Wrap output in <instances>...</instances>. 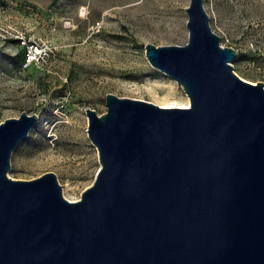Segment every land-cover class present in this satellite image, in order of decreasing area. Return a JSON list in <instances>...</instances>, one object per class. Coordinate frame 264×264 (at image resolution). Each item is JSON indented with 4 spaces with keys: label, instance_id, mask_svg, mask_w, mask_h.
Segmentation results:
<instances>
[{
    "label": "water",
    "instance_id": "obj_1",
    "mask_svg": "<svg viewBox=\"0 0 264 264\" xmlns=\"http://www.w3.org/2000/svg\"><path fill=\"white\" fill-rule=\"evenodd\" d=\"M185 12L184 44L144 48L189 105L86 107L99 168L79 199L53 172L10 178L38 116L0 122V264H264V82L236 74L203 0Z\"/></svg>",
    "mask_w": 264,
    "mask_h": 264
},
{
    "label": "rangeland",
    "instance_id": "obj_2",
    "mask_svg": "<svg viewBox=\"0 0 264 264\" xmlns=\"http://www.w3.org/2000/svg\"><path fill=\"white\" fill-rule=\"evenodd\" d=\"M189 0H0V25L25 32L43 58L26 65V46L0 41V122L22 111L38 116L14 148L8 176L30 180L53 172L77 200L99 168L85 108L105 112L112 93L154 104L183 88L154 68L144 45L184 44ZM86 6V18L78 15ZM220 43L236 51L240 77L264 82V0H203Z\"/></svg>",
    "mask_w": 264,
    "mask_h": 264
},
{
    "label": "built area",
    "instance_id": "obj_3",
    "mask_svg": "<svg viewBox=\"0 0 264 264\" xmlns=\"http://www.w3.org/2000/svg\"><path fill=\"white\" fill-rule=\"evenodd\" d=\"M12 41L15 40L20 46H26L24 54V63L26 65L36 63L39 59L43 58V47L35 41H30L24 31L20 29H14L10 26L0 25V41ZM222 46H224L222 44Z\"/></svg>",
    "mask_w": 264,
    "mask_h": 264
},
{
    "label": "bare ground",
    "instance_id": "obj_4",
    "mask_svg": "<svg viewBox=\"0 0 264 264\" xmlns=\"http://www.w3.org/2000/svg\"><path fill=\"white\" fill-rule=\"evenodd\" d=\"M158 105L162 107H186L189 105V99L187 96L185 99H176L174 98V93L169 90L161 98V102Z\"/></svg>",
    "mask_w": 264,
    "mask_h": 264
},
{
    "label": "clouds",
    "instance_id": "obj_5",
    "mask_svg": "<svg viewBox=\"0 0 264 264\" xmlns=\"http://www.w3.org/2000/svg\"><path fill=\"white\" fill-rule=\"evenodd\" d=\"M78 15L80 16L81 19L86 18L87 11H86V6L85 5H80L79 6Z\"/></svg>",
    "mask_w": 264,
    "mask_h": 264
}]
</instances>
